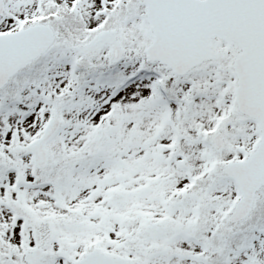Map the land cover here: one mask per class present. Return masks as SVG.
<instances>
[{"label":"snow or ice","instance_id":"snow-or-ice-1","mask_svg":"<svg viewBox=\"0 0 264 264\" xmlns=\"http://www.w3.org/2000/svg\"><path fill=\"white\" fill-rule=\"evenodd\" d=\"M0 264H264V0H0Z\"/></svg>","mask_w":264,"mask_h":264}]
</instances>
